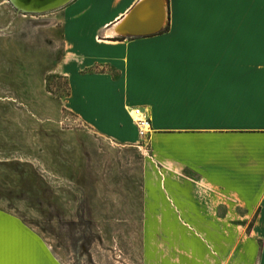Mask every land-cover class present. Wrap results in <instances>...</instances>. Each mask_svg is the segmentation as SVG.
Listing matches in <instances>:
<instances>
[{"label":"crops","instance_id":"obj_1","mask_svg":"<svg viewBox=\"0 0 264 264\" xmlns=\"http://www.w3.org/2000/svg\"><path fill=\"white\" fill-rule=\"evenodd\" d=\"M141 1L73 2L63 34L71 109L131 144V110L149 113L145 224L183 232L174 264H264V0H169L168 32L106 34ZM0 264L68 263L0 209Z\"/></svg>","mask_w":264,"mask_h":264},{"label":"rangeland","instance_id":"obj_2","mask_svg":"<svg viewBox=\"0 0 264 264\" xmlns=\"http://www.w3.org/2000/svg\"><path fill=\"white\" fill-rule=\"evenodd\" d=\"M74 1L31 14L0 0V209L68 264H174L189 242L145 224L146 142L97 134L71 109Z\"/></svg>","mask_w":264,"mask_h":264},{"label":"water","instance_id":"obj_3","mask_svg":"<svg viewBox=\"0 0 264 264\" xmlns=\"http://www.w3.org/2000/svg\"><path fill=\"white\" fill-rule=\"evenodd\" d=\"M23 8H30L25 11L12 3L19 12L44 13L62 8L73 0H16ZM158 1V4L156 3ZM168 0H142L129 14L122 27V34L119 36L145 37L162 32L168 22ZM158 7L156 8V6Z\"/></svg>","mask_w":264,"mask_h":264},{"label":"built area","instance_id":"obj_4","mask_svg":"<svg viewBox=\"0 0 264 264\" xmlns=\"http://www.w3.org/2000/svg\"><path fill=\"white\" fill-rule=\"evenodd\" d=\"M131 116L137 128L140 139H147V137L153 131L152 120L149 113L141 107H134L131 110Z\"/></svg>","mask_w":264,"mask_h":264},{"label":"bare ground","instance_id":"obj_5","mask_svg":"<svg viewBox=\"0 0 264 264\" xmlns=\"http://www.w3.org/2000/svg\"><path fill=\"white\" fill-rule=\"evenodd\" d=\"M156 1V0H155ZM13 2L15 3L16 6L20 7L21 9H24L25 11H29L30 8H23L22 6H20L18 4V2L16 0H13ZM72 2V1H71ZM158 4V1L156 2ZM158 7V5L156 6V8ZM59 9V8H57ZM56 10V9H54ZM49 12V11H48ZM127 18H125L126 20ZM125 21H122L112 27H110L107 31H106V34L109 35V36H119L121 35L123 32H122V27H123V24H124Z\"/></svg>","mask_w":264,"mask_h":264},{"label":"trees","instance_id":"obj_6","mask_svg":"<svg viewBox=\"0 0 264 264\" xmlns=\"http://www.w3.org/2000/svg\"><path fill=\"white\" fill-rule=\"evenodd\" d=\"M168 8L170 10V3H169V0H168ZM170 30V25H167L166 28L162 31V33H165V32H168Z\"/></svg>","mask_w":264,"mask_h":264}]
</instances>
